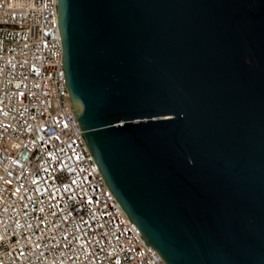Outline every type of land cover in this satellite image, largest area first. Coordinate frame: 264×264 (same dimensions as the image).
I'll return each instance as SVG.
<instances>
[{
  "label": "water",
  "instance_id": "1",
  "mask_svg": "<svg viewBox=\"0 0 264 264\" xmlns=\"http://www.w3.org/2000/svg\"><path fill=\"white\" fill-rule=\"evenodd\" d=\"M65 77L113 192L170 264H264V0H58Z\"/></svg>",
  "mask_w": 264,
  "mask_h": 264
},
{
  "label": "built area",
  "instance_id": "2",
  "mask_svg": "<svg viewBox=\"0 0 264 264\" xmlns=\"http://www.w3.org/2000/svg\"><path fill=\"white\" fill-rule=\"evenodd\" d=\"M58 0H0V264H170L74 112Z\"/></svg>",
  "mask_w": 264,
  "mask_h": 264
}]
</instances>
